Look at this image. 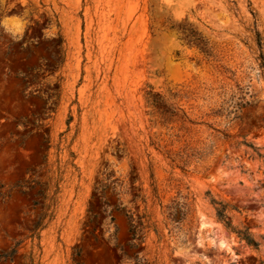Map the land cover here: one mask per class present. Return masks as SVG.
I'll return each mask as SVG.
<instances>
[{
    "label": "rangeland",
    "instance_id": "rangeland-1",
    "mask_svg": "<svg viewBox=\"0 0 264 264\" xmlns=\"http://www.w3.org/2000/svg\"><path fill=\"white\" fill-rule=\"evenodd\" d=\"M252 12L264 54V0H0V264H264Z\"/></svg>",
    "mask_w": 264,
    "mask_h": 264
},
{
    "label": "trees",
    "instance_id": "trees-1",
    "mask_svg": "<svg viewBox=\"0 0 264 264\" xmlns=\"http://www.w3.org/2000/svg\"><path fill=\"white\" fill-rule=\"evenodd\" d=\"M251 15L254 19V28H253L252 32L254 34V43L256 46V53H255V56L253 57V60L255 61L256 66L259 69V71L262 73V72H264V54L262 53V40H261V37L259 35V32L256 29V14L252 12ZM189 35H190V38L193 42L198 43L200 53L204 54L206 57H210L212 55L213 50H212L211 46H209V42L205 38L201 37L198 33H196L193 30H189ZM62 44H63V40H62V38H59L58 39V50L60 53H62ZM62 62H63V60L61 61V63ZM152 191H153V195H155L154 189ZM46 202H48V203H46ZM53 203H54V197L48 196V197H44L43 202L39 204L40 209H41V214L39 215L36 223L34 224V228H33L34 234L39 229L43 228L44 220L46 218L52 216V215H49V211H50ZM31 205L37 206L38 202L35 200H32ZM215 205H216L215 212H216L217 219L220 222H222L227 229L233 230V228L230 225V221H229L228 217L226 216V206L220 205V204H215ZM146 218H147L146 215H143L142 217L139 218L140 225L143 223V221H144V223H146L145 227H143V228H149L150 227L148 220ZM130 232H131L130 239L134 241L136 239L138 233H140V229H137V227H133L131 225ZM236 234L238 235L240 240L245 242V244L247 246L254 247V248L256 247V244L250 239L246 230L244 232L237 231ZM12 254H14V252L6 253L2 257L0 256V259L1 258H9ZM134 261H135V264L141 263V260H139L137 258V256L135 257ZM127 263L129 264L130 262H127Z\"/></svg>",
    "mask_w": 264,
    "mask_h": 264
}]
</instances>
